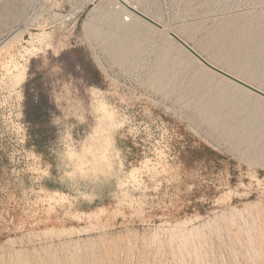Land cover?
<instances>
[{
	"label": "rangeland",
	"instance_id": "rangeland-1",
	"mask_svg": "<svg viewBox=\"0 0 264 264\" xmlns=\"http://www.w3.org/2000/svg\"><path fill=\"white\" fill-rule=\"evenodd\" d=\"M0 0V264H264V0ZM97 1L96 3H98Z\"/></svg>",
	"mask_w": 264,
	"mask_h": 264
},
{
	"label": "water",
	"instance_id": "water-1",
	"mask_svg": "<svg viewBox=\"0 0 264 264\" xmlns=\"http://www.w3.org/2000/svg\"><path fill=\"white\" fill-rule=\"evenodd\" d=\"M133 11H135L138 15H140L142 18L148 20L149 22L153 23L156 26H161L160 23H158L155 19L152 17L146 15L144 12L133 8L132 6H129ZM171 36L178 41L186 51H188L193 57L198 59L200 62H202L206 67L217 73L219 76L225 77L232 81L233 83L242 86L248 90H250L255 95H258L259 97L264 99V91L259 89L258 87L248 83L247 81H244L240 79L239 77L231 74L230 72L214 65L210 61H208L203 55H201L197 50H195L191 45H189L186 41H184L182 38H180L176 33L170 32Z\"/></svg>",
	"mask_w": 264,
	"mask_h": 264
},
{
	"label": "bare ground",
	"instance_id": "bare-ground-1",
	"mask_svg": "<svg viewBox=\"0 0 264 264\" xmlns=\"http://www.w3.org/2000/svg\"><path fill=\"white\" fill-rule=\"evenodd\" d=\"M92 1L95 5H96V9H100L102 8V1L103 0H77L78 4H82V3H86V2H90ZM97 1H99L98 3H96ZM111 2V4H113V9L116 10V11H121V12H124L125 15H127V20L130 19V17H138V18H141L144 22H148L150 24H153L151 22H149L148 20L142 18L140 15H138L135 11H133L129 6H132L133 8H136L139 10V8L137 7L136 4L132 3L130 0H109ZM141 11V10H140ZM143 12V11H142ZM146 15H148L147 13H145ZM130 16V17H129ZM150 16V15H148ZM151 17V16H150ZM153 18V17H152ZM154 19V18H153ZM154 25V24H153ZM156 26V25H154ZM157 27V26H156ZM171 31H167V34L170 36ZM19 32H16L14 34H12L11 36H9L7 39L3 40L1 43H0V46H4L8 43H10V41L16 37L18 35ZM179 36V35H178ZM172 37V36H171ZM180 37V36H179ZM173 38V37H172ZM181 38V37H180ZM174 39V38H173ZM175 40V39H174ZM176 41V40H175ZM185 41V40H184ZM177 43H179L178 41H176ZM179 45L184 49V47L179 43ZM185 50V49H184ZM186 51V50H185ZM193 59L197 60L198 62H200L198 59H196L195 57H193L188 51H186ZM202 55V54H201ZM206 69H208L209 71H211L212 73L218 75L217 73H215L214 71H212L211 69H209L208 67H206L202 62H200ZM219 76V75H218ZM222 77V76H220ZM223 79L227 80L228 82H231L233 83L232 81H230L229 79L225 78V77H222ZM241 79V78H240ZM234 85L236 86H239L235 83H233ZM245 90H247L248 92L252 93L250 90L242 87V86H239ZM260 89V88H259ZM254 94V93H252ZM255 95V94H254ZM257 97H259L258 95H256ZM261 98V97H260ZM263 99V98H262Z\"/></svg>",
	"mask_w": 264,
	"mask_h": 264
}]
</instances>
